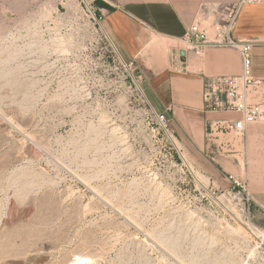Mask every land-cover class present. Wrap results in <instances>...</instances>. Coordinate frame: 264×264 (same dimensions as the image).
I'll use <instances>...</instances> for the list:
<instances>
[{
	"label": "rangeland",
	"instance_id": "rangeland-1",
	"mask_svg": "<svg viewBox=\"0 0 264 264\" xmlns=\"http://www.w3.org/2000/svg\"><path fill=\"white\" fill-rule=\"evenodd\" d=\"M78 3L0 0V264H264Z\"/></svg>",
	"mask_w": 264,
	"mask_h": 264
},
{
	"label": "crops",
	"instance_id": "crops-1",
	"mask_svg": "<svg viewBox=\"0 0 264 264\" xmlns=\"http://www.w3.org/2000/svg\"><path fill=\"white\" fill-rule=\"evenodd\" d=\"M91 1L101 17L102 28L121 56L133 62L150 106L166 115L174 138L187 148L195 171L220 189L231 187V176L245 181L254 200L252 216L263 219L257 205L264 208V120L246 130L244 162L237 163L228 157L211 162L207 158L204 122L208 116L222 113L204 111L203 82L206 76L239 73L237 51L207 48L200 55L192 51L184 59L179 55L182 48L177 43L183 45V35L205 0ZM232 35L245 39L264 36V0L247 2L238 8ZM251 56L254 77L264 78V44L253 45Z\"/></svg>",
	"mask_w": 264,
	"mask_h": 264
},
{
	"label": "built area",
	"instance_id": "built-area-1",
	"mask_svg": "<svg viewBox=\"0 0 264 264\" xmlns=\"http://www.w3.org/2000/svg\"><path fill=\"white\" fill-rule=\"evenodd\" d=\"M257 0H236L221 2L217 0L202 1L193 17L192 22L183 35L186 51L200 55L207 48H232L239 55L241 68L237 74H220L206 76L202 86V103L208 113L222 115L208 116L204 122V134L208 144L207 158L216 162L219 157L234 159L237 163L244 162L246 155V130L249 125L264 120V78H256L252 73L251 49L255 44H264V36L255 39L236 38L232 29L238 8L247 2ZM79 5L89 12V20L98 24L101 17L91 0H79ZM106 31V29H104ZM103 32V31H102ZM104 33V32H103ZM106 50L108 58L116 63L123 71L130 72L133 62L125 60L117 49L113 39L106 31ZM159 123L166 129L168 118L164 113L154 111ZM169 131V132H168ZM168 134L174 137L171 130ZM173 140V139H172ZM175 143V142H174ZM179 154L180 148L175 146ZM198 187L206 190L214 199L223 196L233 208L241 213L252 216L254 200L245 181L230 177L231 187L220 189L209 182L199 180L195 169H190ZM221 191L218 195V191ZM264 219V208L257 205ZM259 247L264 250V228L254 225Z\"/></svg>",
	"mask_w": 264,
	"mask_h": 264
},
{
	"label": "bare ground",
	"instance_id": "bare-ground-1",
	"mask_svg": "<svg viewBox=\"0 0 264 264\" xmlns=\"http://www.w3.org/2000/svg\"><path fill=\"white\" fill-rule=\"evenodd\" d=\"M100 28L103 30V32L105 33V30L102 28V25H100ZM10 56H12L11 54H10ZM140 88V87H139ZM141 89V88H140ZM26 146V145H25ZM26 149V148H25ZM26 150H28L29 151V153L32 151V147L31 146H27V149ZM27 153V152H26ZM186 153H188V152H186ZM32 154V153H31ZM30 154V155H31ZM32 156H33V154H32ZM159 236H161V235H158V238H159ZM162 237H163V235H162ZM161 237V238H162ZM163 238H165V237H163ZM162 238V239H163ZM166 238H167V236H166ZM170 238V237H169ZM172 239V238H171ZM171 239H170V241H171ZM161 240V239H160ZM169 241V242H170ZM175 241V240H174ZM175 244H176V242H174ZM173 243V244H174ZM164 244V243H163ZM166 245H167V243H166ZM165 245V246H166ZM169 247V246H168ZM176 247V246H175ZM175 247H174V249H175ZM5 250V249H4ZM34 250V249H33ZM172 251H173V249H172ZM175 251V250H174ZM1 252V251H0ZM75 256V255H74ZM77 256V255H76ZM1 258V257H0ZM93 260L94 259H92V256L90 255V254H79L78 253V256H77V260H76V264H94V262H93ZM75 263V262H74Z\"/></svg>",
	"mask_w": 264,
	"mask_h": 264
},
{
	"label": "water",
	"instance_id": "water-1",
	"mask_svg": "<svg viewBox=\"0 0 264 264\" xmlns=\"http://www.w3.org/2000/svg\"><path fill=\"white\" fill-rule=\"evenodd\" d=\"M179 55H180L181 59H184L185 55H186V51L184 49H180L179 50Z\"/></svg>",
	"mask_w": 264,
	"mask_h": 264
}]
</instances>
